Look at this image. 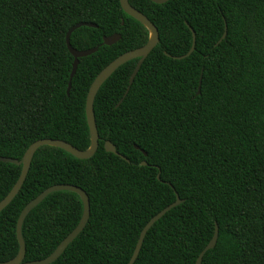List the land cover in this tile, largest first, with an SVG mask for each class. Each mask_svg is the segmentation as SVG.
Masks as SVG:
<instances>
[{"label":"trees","instance_id":"16d2710c","mask_svg":"<svg viewBox=\"0 0 264 264\" xmlns=\"http://www.w3.org/2000/svg\"><path fill=\"white\" fill-rule=\"evenodd\" d=\"M129 2L160 40L126 95L139 58L97 92L93 156L51 145L35 152L20 191L0 211V262L19 254L23 208L49 186L73 184L89 195L90 218L50 264H129L144 226L177 194L183 201L148 230L133 264H195L216 226L217 244L201 264H264V0ZM78 22L96 26L74 30L73 47L98 50L80 57L68 94L74 56L66 36ZM189 25L195 48L177 58L193 45ZM114 33L121 38L104 44ZM148 39L120 0H0V156L20 160L42 138L88 149L93 80ZM106 140L128 160L107 151ZM21 169L0 161V201ZM82 214L78 193H50L24 220V261L49 256Z\"/></svg>","mask_w":264,"mask_h":264},{"label":"water","instance_id":"95a60500","mask_svg":"<svg viewBox=\"0 0 264 264\" xmlns=\"http://www.w3.org/2000/svg\"><path fill=\"white\" fill-rule=\"evenodd\" d=\"M154 2L157 3H164L168 0H153ZM121 6L124 9V11L129 14L130 16L134 17L138 21H140L142 24H144L148 30H149V39L148 42L138 48L129 50L124 52L123 54L119 55L116 57L114 60H112L108 65H106L95 77L93 80L86 99V115H87V121L91 133V145L88 149L86 150H81L77 147H75L73 144L69 143L68 141L62 140V139H53V138H42L34 141L30 146L27 148L25 151L22 159H16V158H11V157H5V156H0V161L4 162H12L18 165H22L21 173L19 175L18 180L16 183L13 185L12 189L9 191V193L0 201V211H2L13 199L14 197L18 194L20 191L27 174L29 172V169L32 164V160L34 157L35 152L38 150L43 145H51V146H56L60 147L62 149H65L66 151L70 152L74 156L78 158H89L95 154L99 147V133H98V128L96 124V118H95V111H94V100L96 97L97 92L99 91L100 87L102 84L124 63L127 61L134 59V58H139L137 65L130 77V83L129 86L125 92V95L127 94L131 84L134 81V78L138 71L140 70L144 60L148 57V55L151 53V51L155 48V46L158 44L160 38H159V30L157 26L140 10L132 6L129 2V0H120ZM83 25H89V26H96L93 23H88V22H78L75 25H73L67 32L66 36V42L67 46L69 48V51L71 54L74 56V61H73V67H72V72L70 75L69 83H68V88H67V93L70 94V90L72 87V78L75 75L77 71V67L79 64V59L80 57H84L87 55L92 54L93 52L98 50V47L90 48V49H84V50H79L75 47L70 42V37L71 34L74 30L77 28L83 26ZM192 34H193V45L190 49V51L185 54L178 56L177 58H184L188 55H190L194 48H195V42H196V33L193 30V28L189 25ZM225 36V33H224ZM121 38L120 33H114L112 35L104 36V44L111 45L116 43L119 39ZM200 87H201V81H200ZM199 87V91H200ZM124 95V96H125ZM104 147L107 151L113 152L124 159H127L124 155H122L116 148L115 144L112 143L110 140H106ZM137 149H140L138 145H135ZM144 155H147V152L143 149H141ZM128 160V159H127ZM142 165H147V161L143 160ZM158 178L161 179L160 173L158 174ZM171 185L170 183H168ZM172 186V185H171ZM59 190H69V191H74L78 193L83 201V214L82 217L78 223V225L61 241V243L57 246V248L46 258L44 259H38V260H33V261H24L25 253H26V244L24 241L23 233H22V226L24 223L25 218L29 214V212L34 209L40 202H42L50 193L59 191ZM183 200L179 197L177 194L176 200L171 203L170 205L166 206L164 209H162L160 212H158L156 215H154L144 226L142 229L136 248L134 250L133 256L129 262V264H133L136 260V258L139 255L140 249L142 247L144 238L148 232V230L154 225L156 221H158L166 212H168L170 209L173 207L179 205ZM90 213H91V206H90V199L89 195L87 192L76 185L73 184H55L52 186H49L45 190H43L37 197L32 199L21 211L18 221H17V238L19 241L20 249H19V254L17 257L6 261V262H0V264H50L57 260L62 253L66 250L68 245L74 241V239L84 230L85 226L87 225V222L90 218ZM218 226H216L215 233L212 237V239L209 241V243L206 245V247L201 251L199 254L196 263L195 264H201L202 259L204 254L206 253L207 250L212 249L216 246L217 240H218Z\"/></svg>","mask_w":264,"mask_h":264}]
</instances>
